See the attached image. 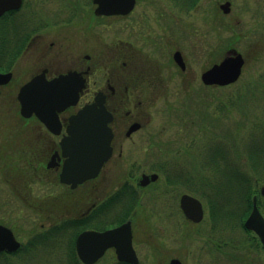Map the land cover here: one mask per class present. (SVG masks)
<instances>
[{"label": "flooded vegetation", "instance_id": "af4514ba", "mask_svg": "<svg viewBox=\"0 0 264 264\" xmlns=\"http://www.w3.org/2000/svg\"><path fill=\"white\" fill-rule=\"evenodd\" d=\"M140 1L135 0L126 13L105 14L97 12L99 4L94 0H21L19 7L0 13V73L9 75L0 77V106L3 107L0 110V178L8 193L15 196L39 198V191L48 190L47 196L53 202L48 210L47 231L55 234L60 231L59 234L70 240H75L83 230L103 231L126 221L130 222L134 240L141 195L151 194L153 202L167 194L177 195L187 179L199 177L202 159L196 156V150L201 148L199 139L209 136L206 131L202 135V126L198 123L192 130L188 125L191 131L179 137L176 148L181 149V156L165 164L147 158L149 169L133 168L143 163L142 158L135 156L136 149H153L159 143L161 134L153 125V101L189 96L168 92L171 78L165 80L162 71L167 64L176 66L181 74L187 70L179 44L181 29L185 26L180 20L184 15L193 13L195 21L205 25V32L210 30L213 40L218 19L224 21L222 28L232 34L235 33L233 21L239 22L241 15L249 20L264 19V0H144L148 8L138 12ZM109 21L115 22L112 38L106 35ZM169 23L176 35L168 30ZM251 33L255 36L249 26L242 36L246 38ZM172 34L177 38L171 47ZM257 37L260 43L264 42V34L259 33ZM232 47L233 42L229 40L226 52ZM178 51L184 68L175 60ZM247 58L244 56V66L249 62ZM37 76L45 81L66 77L64 84L70 98L76 95L74 104L58 112V125L49 127L35 112L25 115L21 110L20 90ZM257 78L264 83V68ZM93 102L100 103L110 115L111 154L95 176L72 186L60 180L67 158L61 140L67 136L69 118ZM153 174L155 178L141 182L144 175ZM187 185L195 187L192 182ZM184 193L188 192L177 195L178 204L174 209L162 204L151 210L149 223L155 213L163 216L162 225L149 224L153 239L163 240L166 222L169 226L172 222L178 238H182V225L203 221L194 222L186 217L180 206ZM75 194L79 195L76 200ZM80 201L84 204H78ZM34 202L36 209L40 202L36 199ZM0 223L20 240L11 223L2 220ZM39 239V236L29 237L21 246ZM108 251L112 252L115 264H130L119 261L114 248H108L104 255ZM15 255H18L16 251L0 252V257Z\"/></svg>", "mask_w": 264, "mask_h": 264}, {"label": "rangeland", "instance_id": "374dc122", "mask_svg": "<svg viewBox=\"0 0 264 264\" xmlns=\"http://www.w3.org/2000/svg\"><path fill=\"white\" fill-rule=\"evenodd\" d=\"M145 8H148V2L141 0L138 12ZM241 17L239 22L233 21L235 22L233 23L235 30L233 34L223 29L221 24L224 21L218 19L214 40L210 36V30L205 32V25L195 21L193 13L185 14L180 20L185 26L181 29L179 44L188 64L187 70L181 74L176 66L167 64L163 65L162 71L165 80L168 77L171 78L167 86L168 92L188 93L189 96H179L180 98L177 99L171 96L170 99L153 101V125L160 131L159 143L153 149L135 150V156L142 158L143 163L133 166L134 170L149 169V164L145 162L147 158L165 164L169 159L181 156L182 153L176 148L180 141L179 137L182 138V134L191 131L192 126L198 123L202 126V135L207 134L212 137L215 143H225L226 148L233 146L234 149L229 150V162L242 170L246 169L249 173H253L249 168L245 147L250 144L249 132L259 135L264 131V83L257 78L264 68V42L260 43L257 40L259 33L264 34V19L258 21L244 19V15ZM108 23L109 28L106 30V35L107 38H112L115 22L109 21ZM249 26L254 29L255 36L251 33L244 38L242 32H245ZM167 27L171 33L176 35L171 23ZM194 30H197V33ZM175 38L177 37L173 34L169 38L171 47L174 45ZM229 40L233 42L232 48L241 52L243 56H247L249 62L243 67L235 83L223 87L204 86L200 80V73L224 56ZM0 110H3L2 106ZM212 115H216V121L213 120ZM188 125L192 127L191 130ZM202 140L201 137L199 142L201 143ZM193 155L194 152L191 153V156ZM202 171L208 174L210 170L204 168ZM259 178L261 181L258 186L261 187L264 184V178ZM3 182L0 178V220L11 223L10 225L15 227L19 241L22 243L27 242L29 237L39 236L41 239L38 242L34 240L28 246L29 250L25 249L15 256L0 258V264H76L70 258L68 242L70 237L59 234L60 231L57 234L47 231L50 222L48 210L53 202V199L47 196L49 191L44 189L39 191V198L19 197L8 193ZM187 184L178 194L182 192L194 194L191 191L194 186L189 187ZM175 195L176 193L167 194L154 202L151 200V194L141 195V210L137 215L136 233L133 240L139 258L138 264H167L172 257L180 258L185 264H264V251L260 247L255 248L249 245L250 234L239 224V220L233 219L232 225L213 221L204 200L203 221L195 225L189 222L182 225L184 231L182 238H178L179 234L176 232V227L171 224L172 222L170 226L166 222L163 240L153 239L150 235L149 224L152 222L156 226L162 225L163 216L157 212L154 214V220L149 223V214L156 205L168 204L170 209H174L179 198ZM78 197L79 195L75 194L74 200ZM34 199L40 202L36 209L32 205L35 203ZM260 202V209L264 215L263 196H260ZM78 204L84 203L80 201ZM174 221L176 222V219ZM215 243L220 245L219 249L215 247ZM96 264H115L112 252L108 251Z\"/></svg>", "mask_w": 264, "mask_h": 264}, {"label": "water", "instance_id": "95a60500", "mask_svg": "<svg viewBox=\"0 0 264 264\" xmlns=\"http://www.w3.org/2000/svg\"><path fill=\"white\" fill-rule=\"evenodd\" d=\"M21 0H0V13L8 8L19 7ZM99 4L97 12L105 14L126 13L133 7L135 0H94ZM175 60L181 68L185 67L183 57L178 51ZM244 57L236 49H230L218 62L212 64L201 74L205 84L227 85L235 82L241 74ZM8 77L1 74L0 77ZM66 77H58L45 81L40 76L34 77L20 90L21 110L25 115L35 112L41 120L52 127L58 125V112L76 102L70 98ZM37 96V99L27 98ZM110 115L100 103L84 105L69 118L67 136L61 140L63 153L67 156L63 163L60 180L76 186L87 178L95 176L102 164L111 154V132L108 126ZM156 174L144 175V184ZM260 192L264 195V185ZM180 206L187 218L198 222L203 218L201 201L190 195L183 194ZM247 229L253 230L264 245V217L257 206V196H253L252 209L244 221ZM20 246L12 231L0 224V251H15ZM109 247H114L117 259L132 264L138 257L132 245L130 222H124L104 231L84 230L75 240V250L79 259L85 264L96 262ZM168 264H183L179 258H171Z\"/></svg>", "mask_w": 264, "mask_h": 264}, {"label": "trees", "instance_id": "16d2710c", "mask_svg": "<svg viewBox=\"0 0 264 264\" xmlns=\"http://www.w3.org/2000/svg\"><path fill=\"white\" fill-rule=\"evenodd\" d=\"M219 111L223 110L219 109ZM212 116L214 117L213 120L216 121V115ZM248 138H250V144L245 147V153L249 161L250 171L252 170L253 173H249L246 169L242 170L237 165L229 162L228 154L229 150L234 149L233 146L226 148L225 143H215L212 137L203 139L201 148L196 150V156H200L202 159L201 173L196 179H187L186 183L192 182L195 184L191 191L205 200L213 221L231 223L232 225L233 219H238L239 224L242 226L243 220L251 208L252 196L259 194L258 183L261 181L259 177L264 178V131L259 135L249 132ZM186 155H188V151ZM204 168H209L208 174L202 171ZM245 231L250 234V239L254 238L251 231L246 229ZM38 241L36 240V242ZM29 242L18 253L23 252L25 249L29 250L28 246L31 245L32 240H29ZM68 242L71 260L75 261L76 264H81L74 251V240ZM249 242L251 247L258 248L260 246L259 240H249ZM219 247L220 245L217 244V249Z\"/></svg>", "mask_w": 264, "mask_h": 264}]
</instances>
